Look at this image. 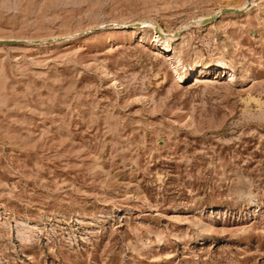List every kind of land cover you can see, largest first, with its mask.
Returning <instances> with one entry per match:
<instances>
[{
    "label": "rangeland",
    "instance_id": "obj_1",
    "mask_svg": "<svg viewBox=\"0 0 264 264\" xmlns=\"http://www.w3.org/2000/svg\"><path fill=\"white\" fill-rule=\"evenodd\" d=\"M0 264H264V0H0Z\"/></svg>",
    "mask_w": 264,
    "mask_h": 264
}]
</instances>
